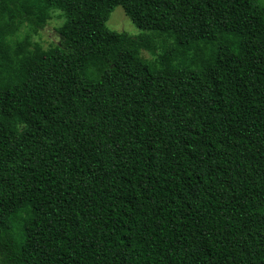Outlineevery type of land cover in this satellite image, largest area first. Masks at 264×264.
Masks as SVG:
<instances>
[{
    "label": "trees",
    "instance_id": "trees-1",
    "mask_svg": "<svg viewBox=\"0 0 264 264\" xmlns=\"http://www.w3.org/2000/svg\"><path fill=\"white\" fill-rule=\"evenodd\" d=\"M0 264H264V0H0Z\"/></svg>",
    "mask_w": 264,
    "mask_h": 264
},
{
    "label": "rangeland",
    "instance_id": "rangeland-1",
    "mask_svg": "<svg viewBox=\"0 0 264 264\" xmlns=\"http://www.w3.org/2000/svg\"><path fill=\"white\" fill-rule=\"evenodd\" d=\"M64 22L62 13L60 11H55L52 14V19L49 21L46 29L38 34L32 33L28 28H23L19 33V38H24L27 34L30 35L32 43H38L44 48H49L52 42L55 40V28L61 26ZM107 27L110 30L117 32H126L131 36H138L142 31L126 16L122 7H117L111 14L109 21L107 22ZM143 56L149 59L153 57L148 52H143Z\"/></svg>",
    "mask_w": 264,
    "mask_h": 264
}]
</instances>
